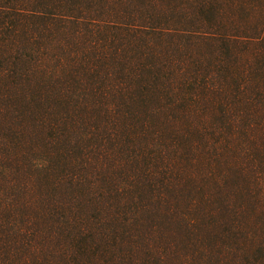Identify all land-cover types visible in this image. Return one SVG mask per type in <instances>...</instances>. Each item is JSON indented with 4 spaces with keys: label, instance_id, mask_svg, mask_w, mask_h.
<instances>
[{
    "label": "trees",
    "instance_id": "trees-1",
    "mask_svg": "<svg viewBox=\"0 0 264 264\" xmlns=\"http://www.w3.org/2000/svg\"><path fill=\"white\" fill-rule=\"evenodd\" d=\"M0 264H264V0H0Z\"/></svg>",
    "mask_w": 264,
    "mask_h": 264
}]
</instances>
